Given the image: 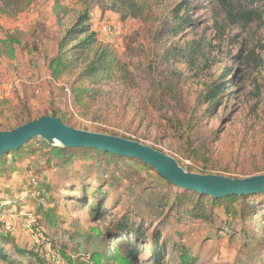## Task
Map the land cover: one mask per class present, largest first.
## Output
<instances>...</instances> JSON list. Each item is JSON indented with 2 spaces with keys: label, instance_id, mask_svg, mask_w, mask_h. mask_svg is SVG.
Instances as JSON below:
<instances>
[{
  "label": "rangeland",
  "instance_id": "1",
  "mask_svg": "<svg viewBox=\"0 0 264 264\" xmlns=\"http://www.w3.org/2000/svg\"><path fill=\"white\" fill-rule=\"evenodd\" d=\"M183 1L151 0L154 18L150 21H121L114 12L94 9L92 24L99 43L115 50L128 65L130 77L102 82L91 88L82 104H75L72 89L79 69L55 80L49 62L82 10L81 2L0 0V126L16 124L26 104L32 117L58 111L59 116L66 115L72 127L129 137L174 156L192 172L239 178L264 173V0H231L257 13L253 20L239 22H229L216 0H187L195 25L185 31L183 41L207 37L211 42L210 57L207 62L199 58L197 71L189 70L181 59L166 57L172 39V12ZM223 72L228 73V89L221 103L211 111L195 108L205 84ZM190 120L193 126L183 131L181 127L185 128ZM49 144L35 137L22 149L0 158V217L14 224L10 232L0 223V232L38 257L33 263L28 256H16L24 264H55L51 254L58 255L61 264H76L79 260L74 255L83 249L77 248L71 233L80 229L91 236L100 230L109 239L108 231L123 215L130 214L140 222L133 213L134 197L127 193L132 183L124 177L130 170H135L131 175L139 184L157 177L154 170L129 160L128 165L118 167L126 174L119 175L122 183L111 184L110 170L102 182L88 168L93 162L90 156L70 164L68 175L66 167H57ZM34 177L46 193V200H19V193ZM182 189L168 191L172 192L170 199ZM98 199L103 212L96 217L92 206ZM252 199L263 205L264 212V194ZM215 212L218 222L226 221L220 207ZM48 218L56 224L49 225ZM152 218L153 224L149 220L145 224L146 238L137 242L139 264L151 262L150 239L157 224V218ZM235 223L234 229L211 235L209 224L172 218L161 230L160 242H167L166 264H182L184 253L197 260L194 264H264L263 260L247 258L251 248L244 246L240 234L243 221L236 219ZM246 225L258 233L263 229L256 218H249ZM46 235L53 241V248L45 243ZM114 240L108 242L111 248ZM4 248L15 255L11 243ZM86 248L87 255L91 244Z\"/></svg>",
  "mask_w": 264,
  "mask_h": 264
},
{
  "label": "trees",
  "instance_id": "2",
  "mask_svg": "<svg viewBox=\"0 0 264 264\" xmlns=\"http://www.w3.org/2000/svg\"><path fill=\"white\" fill-rule=\"evenodd\" d=\"M79 1L82 4V10L77 12L75 21L67 28L65 34L58 42L57 55L49 62V68L55 80L61 79L67 71L71 72L74 68L79 69L75 85H73L72 89L75 104H82L84 98L90 95L91 88L102 82L115 79L125 81L130 77L128 65L119 58L115 50L109 44L99 43L97 32L93 30L92 11L98 8L103 12H114L120 16L121 21L130 19L150 21L154 18L151 0ZM216 1L224 11L226 19L229 22L250 21L257 15L255 10H246L241 4L238 6L239 4H234L231 0ZM190 12L191 3L187 0H184L173 9L172 28L170 29L172 39L169 46L171 51H168L166 57L167 59L173 57L174 60L181 59L188 65L189 70L193 69L197 71L199 58L202 57L204 58L203 61L207 62L210 57L211 42L207 37L198 40L190 39L183 41L185 31L195 25V21ZM216 23L217 25L219 24L218 21ZM227 75L228 73L223 72L218 79H213L206 83L202 91L198 94L194 107L198 109L205 107V111H211L219 105L222 96L226 92V89H228V84H226ZM1 112L3 113V109ZM43 115L59 117L67 123L66 115L59 116L58 111H52L51 113H45ZM43 115H39L38 117ZM38 117H32L31 112L26 107V104H24L22 113L17 116L16 124L4 123L0 126V130H11ZM192 126L193 124L190 120L185 128L184 126L181 128L185 131L186 129H191ZM128 139L130 138L128 137ZM49 149L52 157L57 161V167L60 170L66 167L69 171L68 175L71 172V169L68 168L70 164L79 157L83 156L82 158H86L90 156L89 158H92L93 162L89 164L88 168L94 170L96 175L100 176L99 180H102V182L104 181L103 177L109 176L107 172L110 170L111 184L116 185L122 183L119 175L125 176L126 174L125 172H120L118 167H121L122 164L128 165L129 160L138 162L144 168L154 170L157 177L153 182L143 180L144 183L141 184L133 179L134 174L131 175L135 170L134 172L130 170L128 172L129 175L124 177V179H128L132 183L127 188L129 191L127 193L134 197L133 203L135 209L133 213L135 216L140 217V222H137V219L132 218L130 214L123 215L121 219L116 221L113 228L108 231L111 235L109 239L100 230H97L98 232L93 233L91 236L80 229L71 233L70 237L74 240L77 248L83 249V251L79 250L74 255L79 260L76 261V264H139L137 257L139 248L137 247V242L140 239L143 240L146 238L148 228L145 224H147L146 221L148 220L149 224H153V216L157 218L155 222L157 224L150 239L152 243V256L149 264H166L167 242L165 239L163 242H160L161 230L162 227H166V224L170 223L172 218L184 221V223H193L198 220L209 224L212 227L211 235H217L223 230L227 231V228L234 229L236 219H240L243 221L240 234L244 238V246L251 248L247 252V258L249 260L259 259L264 261V212H261L263 205L252 199L255 196L263 195L264 192L214 197L183 188L181 192L177 191L173 193L174 198L171 200L169 194L172 192L168 191H173L175 187L178 189L180 187L172 184L161 176L155 168L143 163L137 158L96 148H65L49 144ZM193 149L196 150V148ZM16 151L11 150L0 158H4ZM194 153H199V151L196 150ZM187 170L192 171L191 169ZM201 172L208 174L207 171ZM34 178L38 181V195L36 198L45 201L46 193L41 189L38 178ZM97 192L100 193V190ZM80 193L83 197L86 196V192L82 188ZM95 205L94 207L92 206L93 214L99 217L103 212V210L101 211L102 201L99 200ZM217 207H220L227 216L225 222L217 221L218 216L215 212ZM249 218L260 219V222L263 224V229L260 233L256 232L257 230L255 228L247 227L246 223ZM47 223L49 225L56 224L53 218H48ZM42 231L46 233L45 230ZM130 236H132V240L128 239ZM110 240H114L113 248L108 244ZM6 243L13 245L15 250L14 256H11L4 248ZM45 243H48L51 247L54 246L53 241L47 235ZM89 244H91V250L86 255L84 250H87L86 247ZM16 256L19 258L28 256L33 263L34 261H38L35 253L31 251L26 252L15 244L7 233L0 232V262L2 264H24ZM86 257L88 259L84 260ZM196 262L197 260L193 256L186 257L184 253L181 263L194 264Z\"/></svg>",
  "mask_w": 264,
  "mask_h": 264
},
{
  "label": "water",
  "instance_id": "3",
  "mask_svg": "<svg viewBox=\"0 0 264 264\" xmlns=\"http://www.w3.org/2000/svg\"><path fill=\"white\" fill-rule=\"evenodd\" d=\"M35 137H42L52 145L65 148H96L137 158L155 168L175 186L214 197L264 192V173L239 178L188 171L174 156L152 146L122 136L78 129L59 117L49 115L40 116L11 130H0V157L24 147Z\"/></svg>",
  "mask_w": 264,
  "mask_h": 264
},
{
  "label": "built area",
  "instance_id": "4",
  "mask_svg": "<svg viewBox=\"0 0 264 264\" xmlns=\"http://www.w3.org/2000/svg\"><path fill=\"white\" fill-rule=\"evenodd\" d=\"M105 31H110L109 28L104 27ZM37 186H38V181L35 178H32L29 182V184L26 186L25 189H23L18 196L19 200H27L31 197H37L38 195V190H37ZM0 223H2L3 228L7 231H14V224L10 221H6L4 220V216L0 217ZM52 255V261L55 264H61L60 258L58 257V255L56 254H51Z\"/></svg>",
  "mask_w": 264,
  "mask_h": 264
}]
</instances>
